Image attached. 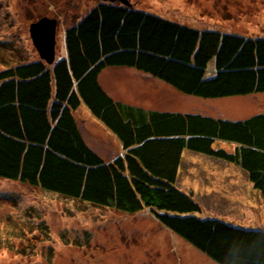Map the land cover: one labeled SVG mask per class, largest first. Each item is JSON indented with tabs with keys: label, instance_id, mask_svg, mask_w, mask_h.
Segmentation results:
<instances>
[{
	"label": "trees",
	"instance_id": "obj_1",
	"mask_svg": "<svg viewBox=\"0 0 264 264\" xmlns=\"http://www.w3.org/2000/svg\"><path fill=\"white\" fill-rule=\"evenodd\" d=\"M65 48L52 64L25 54L0 69V178L98 207L148 209L218 264H264V227L204 215L205 196L180 179L186 150L210 156L239 168L264 204V111L229 119L146 108L117 98L102 80L108 68L127 67L185 95L264 93V34L199 28L98 0L66 28ZM89 115L119 139L115 157L86 140ZM23 210L26 217L8 223L10 243L23 234L51 239L41 209ZM21 243L26 249L16 253L34 248Z\"/></svg>",
	"mask_w": 264,
	"mask_h": 264
},
{
	"label": "rangeland",
	"instance_id": "obj_2",
	"mask_svg": "<svg viewBox=\"0 0 264 264\" xmlns=\"http://www.w3.org/2000/svg\"><path fill=\"white\" fill-rule=\"evenodd\" d=\"M97 1L0 0V69L24 60L25 54L29 58L40 57L29 28L44 15L58 20L56 58L64 56L66 28ZM131 3L199 28L221 26L243 34H264V0H131ZM126 68L119 72L108 68L102 73V80L114 95L136 105L145 107L147 100H155L162 108L179 107L182 111L229 119L264 111V93L220 98L185 95L150 75H138L137 70ZM89 117L92 118L87 117L81 124L86 140L99 154L104 155L102 145L114 147L115 151L108 154L115 157L122 151L119 139L102 135L103 124ZM182 156L181 185L199 197L205 196L204 215L264 227L263 201L257 192H251V183L239 168L193 151L186 150ZM13 195L17 202L13 201ZM29 205L41 209L50 226L51 239L23 234L15 235L16 239L10 243L12 233L8 223L11 225L10 219L15 217L19 222L21 214L26 217L23 208ZM0 223V264H218L160 223L148 209L129 213L98 207L6 178H0ZM21 242L34 244V248L16 253L15 250L26 249Z\"/></svg>",
	"mask_w": 264,
	"mask_h": 264
},
{
	"label": "water",
	"instance_id": "obj_3",
	"mask_svg": "<svg viewBox=\"0 0 264 264\" xmlns=\"http://www.w3.org/2000/svg\"><path fill=\"white\" fill-rule=\"evenodd\" d=\"M110 2H121L131 5L129 0H102ZM58 20L54 17L43 16L30 24V35L41 59L52 64L56 60V37Z\"/></svg>",
	"mask_w": 264,
	"mask_h": 264
},
{
	"label": "crops",
	"instance_id": "obj_4",
	"mask_svg": "<svg viewBox=\"0 0 264 264\" xmlns=\"http://www.w3.org/2000/svg\"><path fill=\"white\" fill-rule=\"evenodd\" d=\"M112 69H115V70H117V72H119L120 71V69H122V68H115V67H112ZM128 69V68H127ZM128 70H130V69H128ZM104 72H106V71H104ZM103 72V73H104ZM139 75V74H138ZM111 91V90H110ZM157 93H159V92H157ZM114 94V93H113ZM156 94V93H155ZM117 98H120V97H118L117 95H115ZM161 100V99H160ZM163 101V100H162ZM146 102H148V103H146V105H145V107L146 108H153V109H167V108H162V107H160V103H155V100H147ZM133 104V103H132ZM144 107V106H143ZM88 118H92V117H88ZM99 122H101L100 120H98ZM102 123V122H101ZM103 124V123H102ZM103 126H104V128H102V129H104V131H103V134L102 135H106V134H108V136L110 137V135H112V138L115 140H118V138L112 133V132H110L109 131V129L103 124ZM110 133V134H109ZM119 141V140H118ZM120 143V142H119ZM102 146H105L104 147V150L106 149L107 151H115V148L114 147H107L106 145H102ZM118 146V145H117Z\"/></svg>",
	"mask_w": 264,
	"mask_h": 264
},
{
	"label": "flooded vegetation",
	"instance_id": "obj_5",
	"mask_svg": "<svg viewBox=\"0 0 264 264\" xmlns=\"http://www.w3.org/2000/svg\"><path fill=\"white\" fill-rule=\"evenodd\" d=\"M117 2H119V1H117ZM129 2H130V0H129ZM121 3V2H120ZM131 3V2H130ZM131 5H132V3H131ZM47 16V15H46ZM50 17V16H49Z\"/></svg>",
	"mask_w": 264,
	"mask_h": 264
}]
</instances>
